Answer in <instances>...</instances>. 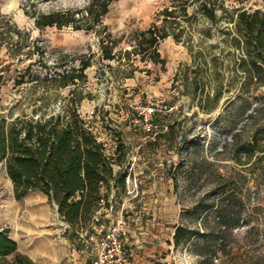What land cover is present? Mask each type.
<instances>
[{"label":"rangeland","instance_id":"obj_1","mask_svg":"<svg viewBox=\"0 0 264 264\" xmlns=\"http://www.w3.org/2000/svg\"><path fill=\"white\" fill-rule=\"evenodd\" d=\"M89 1L0 0V112L61 111L75 90L107 152L123 156L115 171L132 168L142 188L130 197L119 185L115 198L111 189L90 220L71 228L58 224L57 205L43 192L17 199L2 167L0 229L38 264H85L123 212L138 231L159 234L157 264H264V85L243 70L249 55L236 40L244 38L237 12L264 11V0H113L90 28L86 21L81 28L36 24L38 14L84 12ZM205 1L215 5L216 20L201 11ZM152 26L168 35L135 51L137 35ZM154 49L164 61L152 59ZM82 59L91 61L86 79L68 86L54 79ZM150 101L157 135L140 116ZM253 140L254 153L237 161V148ZM177 225L196 234L175 244Z\"/></svg>","mask_w":264,"mask_h":264},{"label":"trees","instance_id":"obj_2","mask_svg":"<svg viewBox=\"0 0 264 264\" xmlns=\"http://www.w3.org/2000/svg\"><path fill=\"white\" fill-rule=\"evenodd\" d=\"M112 1L90 0L85 13L81 9H70L38 14L36 24L39 27L72 24L81 28L86 21L90 28L101 22ZM181 6L186 12V2ZM200 9L216 20L215 5L210 6L205 1ZM165 14L173 17L175 9L166 8ZM236 22L244 37L236 38L237 45L249 55L248 58L243 56L240 64L251 81L258 86L264 85V11L240 9ZM167 35V31H161L158 26L141 31L135 51L147 52ZM153 52L154 61H164L156 49ZM106 57L114 55L109 52ZM90 65V60L82 59L78 68L58 72L54 79L62 86L76 84L87 78L85 69ZM1 88L0 85V93ZM70 95L67 105L57 112H47L42 106L30 112H0V171L2 167L6 169L17 199L39 190L57 205L59 216L71 228H77L95 215L102 202L108 200L112 188H115L116 197L118 186L125 191V185L123 173L114 169L123 156L115 157L107 152L106 144L79 111L81 96L76 97L75 90ZM48 96L43 93L41 98ZM256 149L254 140L243 142L237 148L235 159L241 161L242 155L250 157ZM195 234L194 229L177 225L174 243L189 240ZM9 255H12L11 260L5 261ZM0 258L4 259L0 264H38L18 249L8 228L0 229Z\"/></svg>","mask_w":264,"mask_h":264},{"label":"built area","instance_id":"obj_3","mask_svg":"<svg viewBox=\"0 0 264 264\" xmlns=\"http://www.w3.org/2000/svg\"><path fill=\"white\" fill-rule=\"evenodd\" d=\"M155 111L156 106L152 101L140 111L144 129L152 135H157V127L153 123ZM123 180L126 195L136 197L141 186L138 174L130 168L123 173ZM114 195L115 188H112L111 197L115 198ZM129 233L130 219L123 212L117 213L97 239L89 264H125L128 257L126 244Z\"/></svg>","mask_w":264,"mask_h":264},{"label":"crops","instance_id":"obj_4","mask_svg":"<svg viewBox=\"0 0 264 264\" xmlns=\"http://www.w3.org/2000/svg\"><path fill=\"white\" fill-rule=\"evenodd\" d=\"M132 220H130V233L126 244L128 257L125 264H157L152 258L156 255V252L161 251L160 249L163 248L161 241L157 238L159 234L149 232V230L138 231L137 228L132 226ZM90 257L91 254L85 264H89Z\"/></svg>","mask_w":264,"mask_h":264},{"label":"water","instance_id":"obj_5","mask_svg":"<svg viewBox=\"0 0 264 264\" xmlns=\"http://www.w3.org/2000/svg\"><path fill=\"white\" fill-rule=\"evenodd\" d=\"M58 224H60L62 226H65L66 225V222L64 220L58 219Z\"/></svg>","mask_w":264,"mask_h":264}]
</instances>
